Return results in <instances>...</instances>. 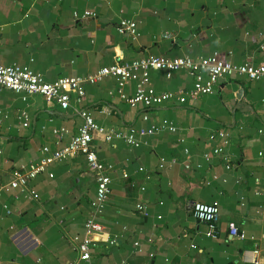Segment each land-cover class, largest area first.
Listing matches in <instances>:
<instances>
[{
  "label": "crops",
  "instance_id": "crops-1",
  "mask_svg": "<svg viewBox=\"0 0 264 264\" xmlns=\"http://www.w3.org/2000/svg\"><path fill=\"white\" fill-rule=\"evenodd\" d=\"M121 21L136 24L135 39L118 33ZM149 57L264 65V0H0L3 67L17 65L53 82ZM149 80L156 93L193 85L185 71L169 78L151 71ZM134 93V82L123 87L126 97ZM75 110L108 130L148 129L163 120L176 127L142 138L139 148L93 135L95 154L111 171L110 193L96 218L103 232L93 236L92 264H264V82L242 76L221 78L212 94L183 105L151 108L129 107L109 77L87 85L81 104L72 100L66 110L39 95L23 101L0 88V264L77 259L76 244L96 196L85 159L50 164L29 183L35 201L8 187L13 171L44 157L42 148L59 150L77 134L82 119ZM21 111L27 127L17 119ZM54 130L66 133L56 136ZM218 132L225 145L217 136L209 139ZM218 147L230 169L221 157L203 158ZM214 202L212 238L209 226L192 217L191 205ZM231 229L246 238L232 237Z\"/></svg>",
  "mask_w": 264,
  "mask_h": 264
},
{
  "label": "built area",
  "instance_id": "built-area-1",
  "mask_svg": "<svg viewBox=\"0 0 264 264\" xmlns=\"http://www.w3.org/2000/svg\"><path fill=\"white\" fill-rule=\"evenodd\" d=\"M85 16L93 17L92 13H86ZM117 31L120 34H126L133 39L137 37L136 24L131 21H121L117 26ZM151 71L163 72L168 78L173 73L185 71L192 79V88L187 91H179L176 93L164 92L156 93L150 86L149 73ZM242 76L250 81L264 82V65L253 66L249 64L236 65L217 57L209 59L192 60L190 58L166 59L163 57H149L141 60H133L129 62L115 63L109 67L99 69L95 74L87 77H62L53 82H45L43 78L29 71L27 68H22L17 65L3 67L0 65V88L6 89L16 94L22 95V100H26L28 95L41 96L47 105L56 104L62 110L72 108V100L75 104H81L85 97V87L100 82L103 78H113L117 83V93L125 103L133 108L139 104L145 108L159 106L168 102H177L185 104L187 101H192L203 95L213 93L219 79L224 77ZM135 83V93L131 97H126L123 94V87L129 83ZM81 117L82 124L78 128L77 134L71 137L70 142L59 150L50 152L47 147L41 149L44 157L38 162L28 165L27 170L23 172L13 171L8 187L19 189L29 200H37L38 195L29 187L30 181L45 172L46 168L55 162H61L67 159H73L77 156H82L85 159L87 167L93 173L96 183L95 200L91 203L92 215L85 222V236L82 240L77 241V259L69 264H92L91 247L94 245L93 236L103 232V227L96 222L97 216L102 212L106 200L109 196L110 178L108 172L111 171V166L101 163L93 149V135L97 134L103 137L104 141L110 142L112 139L124 141L129 147L139 148L142 144L141 139L154 135L162 131L174 133L176 127L169 121L163 120L155 126L148 129H136L130 127L127 131H117L106 129L95 123L93 118L84 110H75ZM23 127L28 126V115L21 111L17 117ZM146 119V117H144ZM66 133L64 130H54L53 134L61 136ZM223 139V145L227 143L224 139L225 134L218 132L216 135H211L210 140L215 137ZM182 142V140H180ZM187 155L188 151L185 150ZM211 156L221 157L225 163V168L230 169L228 158L223 156V149L218 147L212 150L211 153L203 155L205 160ZM176 161L172 159L171 164ZM160 167H163L164 161L161 160ZM185 169H189V165H184ZM142 171V169H139ZM127 178V175H123ZM241 206L243 200L240 201ZM7 214H10L9 209L4 206ZM136 211L144 213V207L141 204L136 205ZM218 214V204L193 203L191 205L192 217L209 226L208 236L215 238V221ZM230 235L242 241L246 237L236 229L230 230ZM114 244V241H109ZM194 248V246H192ZM255 262V261H253Z\"/></svg>",
  "mask_w": 264,
  "mask_h": 264
}]
</instances>
